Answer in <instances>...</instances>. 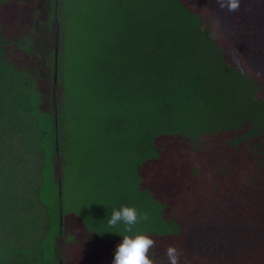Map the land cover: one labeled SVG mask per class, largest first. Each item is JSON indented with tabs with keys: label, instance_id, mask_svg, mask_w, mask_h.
<instances>
[{
	"label": "trees",
	"instance_id": "trees-1",
	"mask_svg": "<svg viewBox=\"0 0 264 264\" xmlns=\"http://www.w3.org/2000/svg\"><path fill=\"white\" fill-rule=\"evenodd\" d=\"M61 1L45 3L28 34L9 33L0 15V264H59L69 251L61 219V51L56 62L50 52L60 97L54 91L52 104L48 94L42 104L34 70L12 57L14 46L41 60L48 10L53 2L59 18ZM101 2L100 16L98 7L89 13L105 39L84 55L87 91L79 100L99 90L94 104L107 140L91 153L116 156L109 145L116 153L122 141L131 151L92 160L112 193L111 212L125 205L148 216L132 233L124 225L108 231L148 235L152 264H168L169 246L179 255L191 249L183 264H264V0H241L237 12L215 0ZM59 40L61 48L65 36ZM120 236L105 232L77 258L111 264Z\"/></svg>",
	"mask_w": 264,
	"mask_h": 264
},
{
	"label": "rangeland",
	"instance_id": "rangeland-1",
	"mask_svg": "<svg viewBox=\"0 0 264 264\" xmlns=\"http://www.w3.org/2000/svg\"><path fill=\"white\" fill-rule=\"evenodd\" d=\"M102 0H62L61 11L59 18L54 17L53 2L51 3L52 11L48 10L49 40L47 41V49L40 44L42 53L44 50L48 52L35 62L31 56L20 49L12 48V57L16 62L25 64L28 69L34 70L36 92L44 104V96L49 95L50 102L54 101V91L59 88L53 85L54 77L52 74V58L50 52L58 47L61 51L60 57L63 62V77L65 78V95L62 102V112L65 113V128L63 130L66 137L65 146L62 145L63 161V179H62V214L64 240L68 244L67 258L61 264H82L77 258L78 253H82L85 248L90 249L93 240L104 236L105 231L110 228L105 226L111 215V205L113 199L112 193L108 191L109 187L102 182V176L94 166L97 160L93 162L92 157L95 155L92 150L96 149L100 143H105L107 140L101 134L102 125L100 119L103 115H98L95 108V99H98L96 90L92 100L89 98L85 102L79 100L81 94L86 93L85 83L80 79L83 70L81 69L84 55L86 53L95 54L91 46L96 41L105 39L100 33V24L92 22L93 15H90L92 7H98L97 15L100 16L103 11ZM97 2V3H96ZM50 4V0H10L4 6H0V15L3 25L7 26L9 33L17 36L19 34H28L29 29L35 25V13H42L44 4ZM55 7V3H54ZM46 21V19H43ZM60 24L62 29L60 28ZM65 36L63 47H59L60 37ZM58 41V43H57ZM100 52L103 51V46H98ZM50 50V51H49ZM58 52V51H57ZM41 53V52H40ZM54 56V55H53ZM60 86V85H59ZM57 98L60 99L57 93ZM85 115V119L74 121V116L79 118ZM102 113V111H100ZM127 127L122 133L127 140L130 137V130ZM114 150L116 156H106L98 154L102 160H111L113 158L121 159V157L129 156L130 149L128 144L123 141L118 144L115 153L114 144L109 145ZM124 156H117L121 151H124ZM112 151V150H111ZM111 155V152H108ZM107 227V228H106ZM104 232V233H103ZM99 242V240H97ZM63 239H59L56 243L57 247L61 246L58 255L62 253ZM194 253V252H193ZM218 254L216 257H219ZM63 257V253H62ZM60 257L58 258H61ZM192 255L191 249L184 250L183 255H179L178 264H183L189 261ZM197 264H201L200 259L195 260ZM85 264H99L98 257L89 255Z\"/></svg>",
	"mask_w": 264,
	"mask_h": 264
},
{
	"label": "clouds",
	"instance_id": "clouds-1",
	"mask_svg": "<svg viewBox=\"0 0 264 264\" xmlns=\"http://www.w3.org/2000/svg\"><path fill=\"white\" fill-rule=\"evenodd\" d=\"M215 3L218 8L226 9L228 12H237L241 6V0H215ZM140 220H148L147 214L138 213L135 207L122 205L118 209L112 210L107 225L109 228L124 225V232L132 233L133 226ZM105 232L120 236L115 232ZM153 245V239L146 234L123 235L112 251L111 264H152L149 250ZM165 254L168 264H178L179 252L175 247L169 246Z\"/></svg>",
	"mask_w": 264,
	"mask_h": 264
},
{
	"label": "water",
	"instance_id": "water-1",
	"mask_svg": "<svg viewBox=\"0 0 264 264\" xmlns=\"http://www.w3.org/2000/svg\"><path fill=\"white\" fill-rule=\"evenodd\" d=\"M58 43V41H57ZM57 51H58V47L54 49V61L56 62L57 60ZM54 83L56 84V77H54ZM59 264H61V262H59Z\"/></svg>",
	"mask_w": 264,
	"mask_h": 264
}]
</instances>
